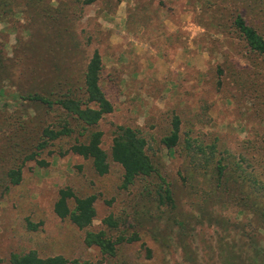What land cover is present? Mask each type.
<instances>
[{"label":"rangeland","instance_id":"374dc122","mask_svg":"<svg viewBox=\"0 0 264 264\" xmlns=\"http://www.w3.org/2000/svg\"><path fill=\"white\" fill-rule=\"evenodd\" d=\"M237 16L264 39V0L13 2L0 18L3 264L11 253L31 251L67 264H224L220 254L245 243L230 223H241L238 232L245 235L251 234L247 223L257 224L229 198L242 202L246 188L264 192V56L235 31ZM94 52L102 64L99 85L113 107L92 128L102 133L105 175L70 151L76 134L38 149L43 130L65 122L52 98L79 95ZM35 95L51 105L31 100ZM174 118L179 141L170 151L161 140ZM119 126L141 133L155 168L127 188L110 158ZM31 154L35 158L26 160ZM17 167L21 181L10 185L6 174ZM164 182L172 208L153 201ZM64 187L78 197L95 196L96 216L87 230L124 238L114 256L86 247L87 230L55 216ZM109 218L115 227L104 224ZM255 235L264 249V229Z\"/></svg>","mask_w":264,"mask_h":264},{"label":"trees","instance_id":"16d2710c","mask_svg":"<svg viewBox=\"0 0 264 264\" xmlns=\"http://www.w3.org/2000/svg\"><path fill=\"white\" fill-rule=\"evenodd\" d=\"M95 0H85L89 4ZM15 0H0V18L7 16L12 8ZM235 31L240 35L247 47L254 53L264 56V39L249 26L241 16L235 17L233 21ZM102 69L101 58L97 52L91 56L83 75V82L79 89V95L66 94L55 96L51 101L55 103L64 114L65 119L58 130L44 129L42 132V141L38 144V149L42 150L46 147L48 141L63 139L76 134L74 143L70 146V151L76 155L90 160L94 171L98 175H105L108 172L109 165L108 156L101 147L102 133L93 130L99 122L108 114L112 113L113 107L103 93L100 85V72ZM43 96L35 95L31 98L40 104L51 105V102ZM75 123V128L69 126V122ZM179 121L174 118L172 121V129L169 135L165 136L161 143L172 151L179 141ZM36 154H31L26 160H32ZM110 158L122 168V186L127 188L133 185L137 180H143L155 174L153 163L146 152V141L141 133L130 127L119 126L116 128L110 147ZM6 178L10 185H17L21 181V167L11 169L7 172ZM208 180H204L208 184ZM164 186L158 195L153 197V201L159 207L172 208V196L168 185ZM236 191H241L239 185L234 183ZM255 191H254V190ZM246 190V194L239 198L230 195L229 200L237 203L244 210L252 214L257 227H253L247 223L251 234H240L239 224L230 223L234 236L239 241H245L241 246L234 245L227 248L225 257L222 253L220 256L224 264H264V249L260 246L256 229H264V192L253 187ZM233 192V191H232ZM256 192V193H255ZM95 196L78 197L69 187L59 189L57 199L53 205V213L61 220H67L78 229L87 230L92 225L96 213L94 208ZM108 227H115L116 224L110 218L104 221ZM33 228L35 225L29 224ZM244 228V227H242ZM239 235V237L237 236ZM124 238L113 239L105 230L89 231L87 230L83 243L88 248H96L103 255L114 256L117 251V245ZM9 264H67V260L57 256L52 258H40L35 252L31 251L24 254L11 253L9 256ZM77 264V262H74ZM0 264H3L0 259ZM89 264V263H83Z\"/></svg>","mask_w":264,"mask_h":264}]
</instances>
